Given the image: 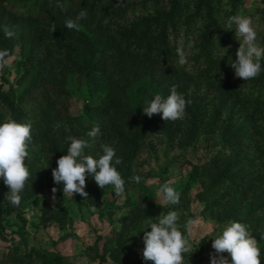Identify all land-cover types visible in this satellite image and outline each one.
Listing matches in <instances>:
<instances>
[{
	"label": "rangeland",
	"instance_id": "1",
	"mask_svg": "<svg viewBox=\"0 0 264 264\" xmlns=\"http://www.w3.org/2000/svg\"><path fill=\"white\" fill-rule=\"evenodd\" d=\"M175 1L173 8V0H105L92 11L81 7L78 0L27 4L5 0L1 4L18 16L19 22L14 28L8 67L0 71V92L20 115L15 116L0 99V123H32L31 158H25L32 181L23 192L21 205L14 207L5 198L8 187L0 178V206L7 211L1 218L5 239L0 237V264H40L35 252L45 253L48 261L59 255L61 264H153L143 259L141 229L148 220L155 222L159 215L172 210L178 212L179 230L195 250L189 256L184 254V264H210V253L215 252L212 237L233 221L248 226L258 241L260 262L264 264V71L247 81L235 77L229 61L236 59L242 37L237 39L234 29L224 28L233 15L250 16L257 41L264 46V0H207L220 38L211 42L212 58L218 60L219 67L209 74L205 72L208 64L200 39L206 0ZM59 5L63 7L57 10ZM172 8L169 20L161 18L166 22L163 29L172 63L156 69L159 74L153 78L140 74V70L132 74L126 60L119 63L114 56L106 58L111 49L110 53L95 54L89 47L77 51L76 66L91 59L97 62L94 74H86L87 67L62 73L57 64L64 60L63 50L50 47L48 51L46 44L38 47L33 59H27L28 32L30 26L35 28L38 16L74 19L86 11L87 18L80 21L73 38L84 33L93 40V28L98 26V35L109 34L113 44L129 42L128 50L121 48L135 54L143 49L130 41H136L140 34L155 39L162 30V23L147 28L142 19L156 22ZM24 18L31 24L22 25ZM131 28L135 29L133 34H129ZM20 31L25 33L19 36ZM178 48L187 56L184 66L178 62ZM136 59L147 65L155 57ZM261 65L264 67V60ZM121 66L124 69L120 70ZM139 67L143 68L142 64ZM173 86L178 92L186 86L183 95L190 101V109L186 108L185 118L165 122L154 114L142 132L135 98L143 108L155 94L167 97ZM196 101L200 111L193 119L191 110ZM88 112L93 115V126L100 129L94 138L88 136L93 127L85 131ZM134 135L139 139L124 194H116L112 186L100 189L87 173V198L78 193L69 198L62 192L63 183H54L52 169L59 158L55 150L65 149L66 154L67 137L85 139L89 145L85 154L96 158L103 154L102 144L113 147L122 158L117 170L123 173V159ZM44 137L56 145L55 149L41 147ZM194 165L197 169L192 173ZM136 176L141 177L140 182L135 181ZM165 182L181 193L180 202L158 211L164 204L159 189ZM223 255L230 260L228 253Z\"/></svg>",
	"mask_w": 264,
	"mask_h": 264
},
{
	"label": "clouds",
	"instance_id": "2",
	"mask_svg": "<svg viewBox=\"0 0 264 264\" xmlns=\"http://www.w3.org/2000/svg\"><path fill=\"white\" fill-rule=\"evenodd\" d=\"M60 7H63L60 5ZM86 11H80L74 19L65 21V26L70 30L78 31L80 21L87 18ZM56 26L51 27V32ZM226 30L235 31L236 38L242 37L236 50L235 60H230L229 65L234 69L235 77L243 81L251 80L264 71L261 61L264 60V46L257 41V31L254 28L250 16L233 15L226 20ZM5 37L12 38L14 33L5 25L3 26ZM179 64L188 63L187 56L182 48L177 49ZM9 52L0 50V71L8 67ZM190 103L185 96L171 87L167 97L155 94L142 108L143 114L152 117L159 114L165 122L183 120L186 116V108ZM32 123L7 120L0 123V178L8 187L5 198L14 207L21 205L23 192L32 181V174L25 164V158L30 157V145L32 142ZM99 126H93L88 132L89 137L99 135ZM70 141L65 155L56 161V167L52 169V178L55 184L63 183L62 192L73 199L74 194L87 198L86 173L90 175L100 189L112 186L113 191L122 195L125 192L126 181L117 170V165L122 163V158L117 156L116 150L102 144V155L98 158L85 154L88 142L85 139L67 137ZM141 177L136 176L135 181L140 182ZM163 193V207L177 205L180 202L181 193L167 182L160 185ZM57 189L52 188L55 193ZM55 199V196H53ZM145 208V205L142 204ZM153 222L148 220L142 227L144 248L142 251L145 261L153 264H184V254L188 256L194 252L187 237L179 230V214L177 211H168ZM150 229V230H148ZM214 254L210 253V264H261V250L258 241L249 231L246 224L238 221L231 222L222 232L212 237ZM228 253L230 260L223 254Z\"/></svg>",
	"mask_w": 264,
	"mask_h": 264
},
{
	"label": "trees",
	"instance_id": "3",
	"mask_svg": "<svg viewBox=\"0 0 264 264\" xmlns=\"http://www.w3.org/2000/svg\"><path fill=\"white\" fill-rule=\"evenodd\" d=\"M31 1H35L37 2L38 0H23L24 3H29ZM45 2V0H43ZM72 3L74 2V0H71ZM88 1H91V3H89ZM105 0H78L79 4L81 5V7H87L89 8V11L93 10L94 8H97L101 2H104ZM115 0H106L105 3H110V2H114ZM5 2V0H0V45L2 47V49H7L8 52L10 53V49L11 46L13 45L14 41H15V34L13 35L12 38H7L4 35L3 32V26H7L13 33L16 32V29H14L17 26L18 21V16H16L14 13H12L11 11L7 10L6 8L3 9L1 4ZM75 3V2H74ZM205 4L207 5L208 9H207V13H206V22L204 24L203 30L200 34V39L202 42V53H203V57L205 60H207V64L208 67L205 70L206 74H209L213 68H218L219 64H218V60L215 58H212V54H211V42L213 40H215V38L217 37L219 38V28H218V24L216 23L214 17L212 16L211 13V9L209 8V3L207 2V0L205 1ZM96 5V6H94ZM176 5V1L173 0L172 2V7L175 8ZM61 8L60 5L58 6L57 10ZM172 10H170L169 12H165L162 15H159V17L156 20V22H154L152 19L145 17L142 19V23L147 25V28L149 26V24H161L162 30L159 31V34L157 36V38L155 39H147V37H145V34H140V36L138 37V39L136 41H130L132 43H134L135 45H137V48L139 49H143V52H137L135 54H131L130 52L127 51L124 52V50L121 48V45L123 47L126 48V50H128V44L129 42H127L128 44H123L122 42L115 43L113 44L110 35H104L101 32V35H98V26L93 28V32L96 35V37L91 40L89 38V36L87 34L84 33H78V37L77 38H73L72 34L75 32L74 30H70L65 26V21L68 20L69 18H57V16L54 15H50L48 17H36V19L34 20L36 23V27H32L30 26L29 32H28V38H27V46H26V56L27 59H33L35 57V54L38 50V47L41 46L42 44H46L47 50L49 51V48L51 47H55L58 50H63L64 52V60H59L60 63H58L57 65L60 68V71H62V73L64 72H68V71H79L81 68H86L87 67V71L86 74H94V72L96 71V66H97V62H93L91 59L86 62L85 65L83 66H76V60L79 59V55L77 53L78 50L83 49V48H88L91 50V54H95V53H100V52H109L110 49L112 50V52L106 57V58H111V56H114L117 59V62L121 63L122 61L127 62V64L129 65V67L131 68V72L132 74H137L140 70V74H149L151 76V78H153L157 73L156 69L160 68L164 65V63H166L167 65H170L172 63V58L169 54V51L166 47V37L164 35V29L166 27L165 23L161 20V18L163 17L165 20H169L172 17ZM21 18V17H19ZM41 19V22L38 20ZM71 19H73L71 17ZM164 20V21H165ZM22 25L23 24H31L30 21L28 20V18H24V21H21ZM20 23V24H21ZM55 25L56 28L53 32H51V27ZM41 28H40V27ZM145 28V29H147ZM103 31L105 29H102ZM33 34H32V33ZM135 32L134 28H131L129 31V34H133ZM216 32V33H215ZM24 31H20V35L22 36V34H24ZM32 34V35H31ZM31 35V36H29ZM125 39L128 40L129 36L124 33ZM105 38L103 44L101 45V41L102 39ZM46 41V42H45ZM129 41V40H128ZM54 48V49H55ZM53 51V50H52ZM155 57V59L157 60V62L154 60L150 61L147 65H145V63L143 62H139L136 59V56H142L145 59H148L150 56ZM101 60V59H100ZM75 64V65H74ZM143 66V68L139 67V65ZM124 69L121 66L122 70ZM222 67L220 65V71H221ZM120 73V72H119ZM38 74V73H36ZM172 74H182V73H177V72H173ZM157 76V75H156ZM185 88L186 86H181L179 92L182 94H185ZM0 99L6 104V106L14 113L15 116H19L20 112L18 110V108H16L13 104V102L6 97V95L3 92H0ZM140 99L138 97L135 98L134 100V105L136 107V112L138 113V115H140V117L142 118V122H143V126H142V132L145 131V129L147 128V126L150 125L151 123V119L150 117H148L147 115L143 114L142 112V107L140 106ZM198 102L196 101L193 105L194 108L193 110H191V115L193 117V119H196L197 116V112L200 111L199 107H198ZM190 106H187V108H189ZM190 109V108H189ZM86 110V109H85ZM87 112V111H86ZM88 127L86 128L85 131L90 130L93 125H94V118L93 115L91 113L88 112ZM139 136L134 135L131 138L130 141V151L127 155H125L124 159H123V173H120L122 178L126 181V184L128 183V176L130 174V160L135 152L136 149V139ZM44 140H42V148H47V149H55L56 145L48 140H45L46 138H43ZM139 139V138H138ZM60 151V150H58ZM57 150H55V153L57 156H62L65 154V149H62V151L58 152ZM26 166H28V164L25 161ZM197 169V166H193V171L192 173H195ZM158 211H164L166 209V207L163 206H159ZM7 211L2 208L0 206V237H2V239H5V236L3 235V225L1 223V218L2 215L4 213H6ZM34 252V251H32ZM38 256V258L40 259V264H61L63 262V258L59 255L54 256L50 261H48L47 255L45 253H37L35 252Z\"/></svg>",
	"mask_w": 264,
	"mask_h": 264
}]
</instances>
